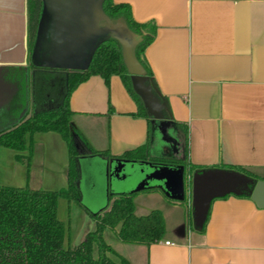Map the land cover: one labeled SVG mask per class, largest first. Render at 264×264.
<instances>
[{
    "label": "crops",
    "instance_id": "0c3cea01",
    "mask_svg": "<svg viewBox=\"0 0 264 264\" xmlns=\"http://www.w3.org/2000/svg\"><path fill=\"white\" fill-rule=\"evenodd\" d=\"M114 1L129 3L137 21L158 25L145 56L164 105L166 130L173 135L165 144L177 146V124H186L192 164L231 163L264 178V0ZM27 32V0H0V129L58 105L63 96L35 95L39 79L63 75L64 93L67 73L84 68L76 63L70 68L34 65L28 57ZM70 107L74 126L95 149L120 155L147 141L148 121L133 115L137 103L120 75H113L109 83L101 75L91 76L72 93ZM151 120V140L153 134L163 139ZM27 143L22 151L0 148V185L50 191L66 187L69 151L62 136L37 132L27 135ZM91 158L99 159L97 164L105 169L106 158ZM67 200H58L66 248L78 245L95 225L79 205L72 216L73 202ZM63 202L69 207L65 219L59 212ZM134 203L137 216L160 210L166 232L160 241L146 244L125 243L117 229L107 230L105 239H111L107 243L115 251L109 256L119 263L264 264V208L251 198L216 199L204 230L209 210L205 214L206 207L199 205L195 215L193 197L191 219L185 206L168 202L160 192L140 193Z\"/></svg>",
    "mask_w": 264,
    "mask_h": 264
},
{
    "label": "trees",
    "instance_id": "16d2710c",
    "mask_svg": "<svg viewBox=\"0 0 264 264\" xmlns=\"http://www.w3.org/2000/svg\"><path fill=\"white\" fill-rule=\"evenodd\" d=\"M43 0H27V49L29 59L32 56L37 40L39 22L43 13ZM102 10L112 20L124 21L129 29L140 36L134 55L149 77V83L155 85L153 71L146 59L145 52L157 36L158 25L155 21L139 22L133 15L132 6L125 2L103 0ZM93 75H101L107 83L113 75H120L124 86L137 103L136 116L145 117L149 130L147 141L135 148L126 150L120 155H113L109 149H95L88 139L72 122L73 111L70 98L76 88ZM157 87V86H156ZM158 92V89H157ZM142 97L137 93L131 74L128 71L124 46L113 36L102 40L95 48L91 62L86 70L71 71L66 75V85L62 100L55 107L40 110L17 119L13 124L0 129V148L18 151L27 149V135L37 132H58L66 141L69 151L68 185L57 191L31 189L0 185V264H126L119 263L109 256L114 253L113 247L107 243V230H118V236L125 243L151 244L160 241L166 232L165 218L158 209L149 214H135L134 198L140 193L160 192L172 204L185 206L187 216L191 219L192 183L197 173L207 170H226L245 176L252 182L248 191L229 192L214 197L229 196L251 198L256 182L264 179L246 167L231 163H220L213 166L192 164L188 161V136L186 124H177L181 133L183 155L166 158V164L183 167L185 179V195L183 199H174L156 184L141 190H128L118 193L108 190V204L93 211L82 203L80 189V160L85 157H104L108 161L126 160L130 162L153 161L151 156L152 120ZM33 140L29 144L28 166L31 164ZM21 158V157H19ZM164 161V163H165ZM169 162V163H168ZM159 164H161L159 162ZM189 187V189H188ZM60 197L69 202H77L83 206L94 219V228L85 238L73 247H65L66 227L58 217V200ZM211 204L203 224V230L209 220Z\"/></svg>",
    "mask_w": 264,
    "mask_h": 264
},
{
    "label": "water",
    "instance_id": "95a60500",
    "mask_svg": "<svg viewBox=\"0 0 264 264\" xmlns=\"http://www.w3.org/2000/svg\"><path fill=\"white\" fill-rule=\"evenodd\" d=\"M43 2V13L32 53L34 65H57L70 68L71 64L76 63L78 67L83 66V70H86L95 48L102 40L107 38L108 34H111L109 36L115 37L124 46L126 65L137 93L144 100L151 117L160 122L159 129L163 133V139L167 142L171 141L172 137L169 136L166 124L163 121L165 117L163 113L164 105L158 95L159 92L156 91L157 94L153 92L152 85L148 82L149 77L145 74L143 66L131 50L125 47L126 38H131L134 34L127 24L120 19L115 21L107 17L102 10L103 0H43ZM39 43L42 44L41 47H39ZM128 163L135 162L126 160L108 161L104 169L107 176L108 190L113 175L127 177L123 174V171ZM153 167L154 171L143 178L133 190L138 191L151 184H156L172 198L183 199L185 195L183 167L166 163H155ZM206 172L208 174L203 177L201 175L203 173H197L192 183L193 206L195 202H203L199 205L206 207L205 214L209 210L211 200L214 197L223 196L229 192L241 193V191L235 190L238 184L248 190V185L252 182L245 176L231 171L207 170ZM226 180L232 186L225 184ZM251 199L259 207L264 208V179L258 180L254 185ZM194 211L196 215L195 206Z\"/></svg>",
    "mask_w": 264,
    "mask_h": 264
},
{
    "label": "rangeland",
    "instance_id": "374dc122",
    "mask_svg": "<svg viewBox=\"0 0 264 264\" xmlns=\"http://www.w3.org/2000/svg\"><path fill=\"white\" fill-rule=\"evenodd\" d=\"M140 41V36L133 34L131 38L125 40V47L130 49L131 52L134 54L135 48ZM42 44L39 47H41ZM63 75L49 77L48 81L45 78L39 79V85H35V95L39 98L45 94H49L52 97L59 98L63 96ZM44 89L43 91H41ZM152 90L155 94H157V87L153 85ZM38 91V92H37ZM62 100V99H61ZM154 126H159L157 120L153 119ZM156 129V127H154ZM153 129V126H152ZM158 130V128L156 129ZM153 133V132H152ZM155 133V132H154ZM170 135V134H169ZM157 136H160V133L157 132ZM173 135H171L172 137ZM152 148H151V156L153 157V161H137L135 163H128L125 167L123 174L127 175L126 178L117 177L113 175L112 181L110 183V188L113 192L118 193L121 191H128L133 190L137 187V185L145 178L148 174H151L154 171V164L155 163H164L166 158L177 156V153L183 152V145L181 142L178 141V145L174 147L173 142H170L168 146L165 144L167 140L162 138H157L155 134L152 135ZM167 146V147H165ZM170 149V150H169ZM80 163L81 165V175H80V189L82 194V203L89 207L93 211H97L108 204V194L106 191L107 186V176L103 170V167L97 164V161H100L97 158L87 157ZM165 163H167L165 161ZM169 163V162H168ZM225 184L229 185L228 181L226 180ZM232 186V185H229ZM235 187V186H234ZM238 186L235 188L237 191L246 192L248 190ZM68 201V200H67ZM59 202V201H58ZM195 202V201H194ZM63 206H60V215L63 218H68V211L69 207L66 202H63ZM199 201L194 203V206L198 209ZM81 206L77 202H73L72 208V216L73 210L75 208L78 209ZM59 206V205H58ZM83 207V206H81ZM202 207V206H201ZM198 213V212H197ZM193 216V212L191 214ZM117 229V228H116ZM107 241H111L109 237H107ZM111 255V253H109Z\"/></svg>",
    "mask_w": 264,
    "mask_h": 264
},
{
    "label": "built area",
    "instance_id": "2783aa9c",
    "mask_svg": "<svg viewBox=\"0 0 264 264\" xmlns=\"http://www.w3.org/2000/svg\"><path fill=\"white\" fill-rule=\"evenodd\" d=\"M167 243H168V244H170V242H169V241H168Z\"/></svg>",
    "mask_w": 264,
    "mask_h": 264
}]
</instances>
